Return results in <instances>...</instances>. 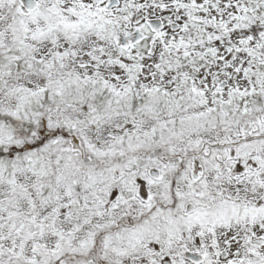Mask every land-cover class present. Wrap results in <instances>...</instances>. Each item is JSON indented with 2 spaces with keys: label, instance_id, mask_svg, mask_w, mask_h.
Wrapping results in <instances>:
<instances>
[{
  "label": "snow or ice",
  "instance_id": "1",
  "mask_svg": "<svg viewBox=\"0 0 264 264\" xmlns=\"http://www.w3.org/2000/svg\"><path fill=\"white\" fill-rule=\"evenodd\" d=\"M0 264H264V0H0Z\"/></svg>",
  "mask_w": 264,
  "mask_h": 264
}]
</instances>
